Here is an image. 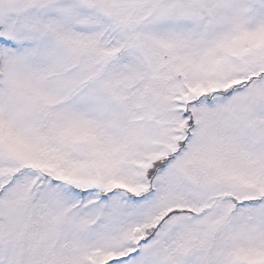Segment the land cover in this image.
Here are the masks:
<instances>
[{
    "label": "snow or ice",
    "instance_id": "6c2138e0",
    "mask_svg": "<svg viewBox=\"0 0 264 264\" xmlns=\"http://www.w3.org/2000/svg\"><path fill=\"white\" fill-rule=\"evenodd\" d=\"M0 264H264V0H0Z\"/></svg>",
    "mask_w": 264,
    "mask_h": 264
}]
</instances>
